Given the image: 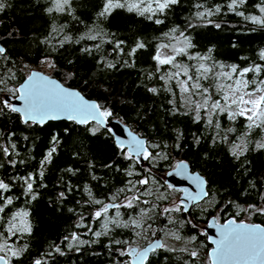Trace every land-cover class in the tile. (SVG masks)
Returning <instances> with one entry per match:
<instances>
[{
	"label": "trees",
	"instance_id": "1",
	"mask_svg": "<svg viewBox=\"0 0 264 264\" xmlns=\"http://www.w3.org/2000/svg\"><path fill=\"white\" fill-rule=\"evenodd\" d=\"M260 2L246 0L237 11L259 15ZM102 3L103 0H70V7L64 12L49 13L46 9L52 6L51 0H5L6 7L0 11V43L7 50L8 59L0 57V78L6 79L0 86L5 89L0 97L4 98L5 94L13 97L6 89L17 88L32 68L39 69L48 60L54 65L48 68V74L96 99L112 112L108 119L119 118L145 138L148 145H159L151 148L160 154L158 160L167 156L159 160L160 170L166 169L170 155H175L186 159L205 176L209 191L197 211L200 222L216 210L222 219L234 216L241 221L247 216L245 206H264V150L255 148L264 139V132L254 129L245 141L247 151L237 159L231 150L248 131L247 121L243 118L231 121L226 114L216 116L213 119L221 126L217 136L215 128L209 127L205 120L196 122L194 112L181 105L176 83L160 78L172 72L173 65H158L153 59L161 43L183 32L191 44L187 51L210 57L206 61L209 65L247 67L264 63L259 58V52L264 50V26L230 11L226 6L228 0H180L153 19L129 12L127 8H116L106 17H99ZM198 3L206 8L220 5L221 13L198 19L194 15ZM157 18L164 23H154ZM209 19L212 23H208ZM215 24L221 27L216 28ZM172 28L177 29L174 36L170 33ZM164 33L170 34L165 37ZM92 36L96 38L91 39ZM137 42H143L145 47L129 56ZM175 61L190 67L192 74L194 64L199 62L195 60L193 64L186 55L176 56ZM107 63L115 67H106ZM9 69L15 74L13 79L8 78ZM252 76L248 74L249 78ZM152 87L158 89L156 94L148 91ZM168 88L172 91H167ZM210 90L215 92L214 88ZM96 127L94 122L78 124L64 119L25 124L19 113L0 111V144L16 145L10 157L5 158L0 152V164H3L0 179L11 185L4 195L13 198V204L0 213L3 217L0 232L4 233L0 241L7 239L17 248L28 245V251L13 258L11 264H33L35 259H42L46 264H129L128 256L120 255L125 244L114 243L126 241L129 231L125 227L112 229L109 225L108 235L98 240L86 227H76L81 216L83 223L96 231L102 230L104 223L101 219H92L98 205L90 201L86 188L91 190L94 199L105 201L130 178L143 176L139 163L123 157L109 128L99 127L93 135L91 129ZM229 128L235 131L228 132ZM225 134L227 140L223 139ZM196 137H199L198 143ZM52 147L56 151L51 162L41 168ZM8 159L17 161L16 166L9 165ZM40 171L44 172L42 178L38 176ZM128 171L134 175L129 177ZM29 173L36 176L34 200L24 195L22 181L13 180ZM18 211L28 213L26 219L32 231L9 237L8 222ZM251 213L249 221L264 224V214L252 209ZM184 230L188 231L186 226ZM73 232L81 234V239L97 242L69 249L67 242L61 241ZM201 236L199 248L204 255L189 257L176 249H165L148 264H209L203 259L209 244L206 234ZM56 246L63 255L53 250Z\"/></svg>",
	"mask_w": 264,
	"mask_h": 264
},
{
	"label": "snow or ice",
	"instance_id": "2",
	"mask_svg": "<svg viewBox=\"0 0 264 264\" xmlns=\"http://www.w3.org/2000/svg\"><path fill=\"white\" fill-rule=\"evenodd\" d=\"M51 3L52 6L46 9L49 13L54 11L64 12L66 7H70V0H51ZM179 3L180 0H103L102 7L97 15L99 17H106L116 8H127L129 12L135 11L141 16L147 15L148 19H153L157 14H163L166 10L170 9L171 6ZM245 3L246 0H228L226 6L230 11L243 17L245 20L253 24L264 26V0H261L260 4L257 5L261 15H245L243 11H237V9ZM5 7V0H0V11H3ZM195 8L197 11L194 15L201 20L221 13L220 5L206 8L203 4L198 3L195 5ZM154 23L163 24L164 21L157 18L154 19ZM208 23H212V21L209 19ZM215 27L220 28L221 25L215 24ZM176 32V28L170 30L173 36ZM170 33H164V36L167 37ZM180 36L184 37V33L181 32ZM90 38L95 39L96 37L92 36ZM60 43L63 44L64 41H60ZM122 43V41L119 42L117 48H120ZM177 43H182L184 46L178 47L176 45H171L174 53L173 55L163 56L160 49L168 48L170 45L161 44L157 49V54L153 57L158 65H173V67L177 69L175 72L169 73L166 77L161 76L160 78L166 80V82L171 80L177 81L180 91L184 95L185 102L188 105V111L194 112V120L196 122L205 120L209 127L217 130V136L220 135L221 126L218 121H214V117L226 114L227 118L231 121H235L237 118H243L247 121L246 128L248 131L243 134L241 142L234 144L231 150L232 155L238 159L247 151V143L245 142L247 136L254 129H260L264 132V75H262L264 74V63H254L247 67H240L236 64L225 66L224 64L217 65L213 63L212 65H208L205 61L209 60L210 57L197 54L196 56H189V59L200 61L198 65L194 66L195 71L190 75L189 68L177 64L175 60L178 55H187V48L191 47V44L187 37H184L182 41L177 38ZM144 47L145 44L143 42H137L128 55L133 56L137 50L143 49ZM6 51L5 47L0 46V57H3L5 60L8 59ZM84 51L87 52L89 49H84ZM259 58L261 61H264V50L259 52ZM53 66L54 65L51 63L49 64V67ZM106 67L113 68L115 65L107 63ZM217 68L219 70H217ZM249 73L253 74L251 78L248 77ZM181 74H183L186 79H179ZM14 75L15 74L9 69L8 78L13 79ZM202 80H211L213 83L205 87L200 82ZM4 83V79L0 78V84ZM212 88L215 89L214 93L210 90ZM6 90L15 96L17 100L23 101V106L19 107L11 103V97L7 99L0 97V111L8 109L13 113H21L23 123L25 124L43 123L49 117L56 118L53 114H63L68 120H76V122L80 124H86L90 120L96 121L98 127L91 129L92 134L95 135L99 131V127L104 125L105 118L112 115L110 110L103 108L100 104L86 101L79 92L66 89L35 72L29 75L25 83L21 84L18 88H9ZM166 90L172 91L171 88ZM2 91H5V89L0 88V92ZM148 91L156 94L158 89L152 87L149 88ZM214 95L218 98L213 99ZM193 96H199L201 99L199 101L193 100ZM169 103H173V101H169ZM202 111L204 112L203 116L201 115ZM227 131L234 132L235 129L229 128ZM223 139H228L226 134L223 136ZM10 140L11 134L9 135V141ZM196 141L197 143L199 142V137H196ZM215 142L216 140L213 139V143ZM118 146L125 159L134 160L136 163H139L141 158L148 161L160 156V154L157 153L156 157H154L153 153L148 150L149 147L158 148L159 145L153 144L146 146V142L135 135H131V139L128 141L127 151H123L125 148V142L123 140L118 141ZM15 148L16 145L13 143L7 145L0 144V152L3 153L5 158L10 157L15 152ZM255 148L264 150V139L257 142ZM55 151V147H52L48 151L44 160L41 162V168H43L46 163L51 162V157ZM7 163L15 167L17 161L8 159ZM20 163H23V161H20ZM0 167H3V164H0ZM69 171H71V169H69ZM174 171L179 175L187 174V162L179 161L174 166ZM43 175V171L38 173L40 178H42ZM127 175L131 177L134 173L128 171ZM136 175H139V173H136ZM35 179L36 176L32 173L26 176L13 177L14 181H22L24 195L30 196L33 200L36 199L33 188ZM188 179L203 192L202 186L206 181L200 175H190ZM151 183L152 180L150 176H144L135 181L129 180L125 188L119 189L117 193H114L110 197L109 203L94 199L91 190L86 188L85 190L88 192L90 201L96 205H100L94 212L92 219L99 221L102 217H105L104 223L102 225V230L96 231L90 225L84 224V217L81 216V222L78 223L76 227H86L88 233H91L97 240L101 236L108 235L110 231L109 225L113 227L142 228L144 226L142 222L145 221V218L151 220L152 217L149 213L154 212L158 207L156 203L145 198L154 195L151 188L148 187ZM140 186H143V190H141ZM167 187L172 188L173 186L168 184ZM10 189L11 185L6 183L4 179H0V213H4L5 209L13 204V198L4 195V193L9 192ZM121 193H125L124 200L122 202H117ZM128 193L131 194L128 195ZM60 195L63 197L64 193ZM203 195H207V192H203ZM166 198L167 197L163 196L155 197L156 200ZM141 205H144V207H141ZM182 205L183 201L171 207H165L163 208V214L170 215L173 212H180L182 210ZM121 208L138 209V211L135 216H130L127 221H122L120 219ZM249 208L254 212L264 214V207L250 205ZM109 209L116 210L115 216L112 218H107ZM183 210L187 211L188 209L184 208ZM27 216L28 213L26 211H18L12 215L7 228L9 237L17 236V234L22 236L23 234L31 233L32 228L26 219ZM2 219L3 217L0 216V220ZM169 223L175 224L176 221L170 219ZM151 227L152 225L150 223L147 224V229H151ZM88 233H84V235ZM137 235L139 236L140 233L137 232ZM153 235H155V233H153ZM3 236L4 233L0 232V237ZM176 238L179 239L180 237L177 236ZM97 240H84L81 239V234L73 232L70 236H65L61 243L67 242V247L72 249L77 245L95 243ZM191 240L195 241L196 237L192 236ZM114 243L126 244L127 242L116 240ZM214 243L217 246L212 250L210 255L213 256L215 260L234 261L236 264H264V228H261L259 225L243 222L238 224L234 220H229L227 224L221 226L220 239L215 240ZM164 247L165 245L163 243L155 242L150 243L147 248L142 250L124 249L120 252V255H131L134 260L141 262V264H147L149 255ZM53 250L63 255L59 246H56ZM77 250L79 249L77 248ZM186 250L187 249H183L182 251ZM27 251V244H23L17 248L14 244H9L7 239H3L0 241V264H11L13 258L20 257ZM50 254L51 253H49V255ZM189 255L191 257H196L198 256V252L190 251ZM33 264H46V261L35 259Z\"/></svg>",
	"mask_w": 264,
	"mask_h": 264
},
{
	"label": "flooded vegetation",
	"instance_id": "3",
	"mask_svg": "<svg viewBox=\"0 0 264 264\" xmlns=\"http://www.w3.org/2000/svg\"><path fill=\"white\" fill-rule=\"evenodd\" d=\"M64 120H67V119H64ZM147 145L148 144L146 143V146ZM148 150L153 153L154 157H156L157 150H152L151 147H149ZM124 151H127L126 147L124 148ZM164 158H167V156L163 155L159 160L164 159ZM159 160L156 157L153 160H148V161L143 160L142 162H139V169L142 172L143 176L139 178L129 179V180L135 181L137 179L143 178L144 176H150V178H152L151 179L152 183L148 187L151 188L154 195L152 197H148V198L145 197V198L156 203L158 207L154 212L149 213V215L152 217L151 220H147L145 218V221L142 222L144 225L142 228H134V227L126 228L129 232L125 238L127 243L125 244L124 249H130L133 247H135L136 249H141L144 246H146V244L151 242L152 240L159 239L160 243H163L165 247L158 249L155 253H151L149 255L147 264L149 263V261H152L153 259L157 258L159 255V252L164 251L165 249L166 250L176 249L177 251L182 252L181 255L189 256V257H191L189 255L190 251H197L198 257H199V254L204 255V252L201 251L199 248L202 243V241L200 240V237H202L201 235L205 233L204 227L208 219L211 216H215L219 222H222L223 220H225L220 217L218 213L219 210H216L214 214L209 215L206 221L204 222H200L199 219L196 217V215L198 214L197 211H199L200 206L205 203V199L208 195V191H209L208 181L206 180L205 176L202 175L198 170L193 169L192 166L189 164V162L184 158H181L175 155H170L168 163L165 165L166 169H163V170H160L159 166H157L159 163ZM179 161L187 162L190 173L198 172L200 175L204 177L206 181L205 187H206L207 195L204 198H202L200 201H197L194 203L189 202L188 204L184 205V202H183L182 210L180 212H173L170 215H164L163 208L171 207L172 205L179 204L182 201L181 196H182L183 189L177 187L175 183L169 182L170 180L169 181L167 180L168 174H171L172 178L175 180V177H176L175 175L177 173L174 171V166ZM127 182L122 188H125L127 186ZM168 184H171L173 187L168 188L167 187ZM141 190H143V186ZM121 194L123 195L122 197H124L125 193H121ZM157 196H163L167 198L156 200L155 197ZM103 202L109 203L110 198L106 199ZM99 207L100 205L97 206L96 210ZM141 207H144V205H141ZM184 208H187L188 210L184 211L183 210ZM137 211L138 209L133 210V209L121 208L120 209V213H121L120 219L122 221H127L130 216H135ZM115 212H116L115 209H109L108 214L111 213L112 217H114ZM170 219H174L176 223L170 224L169 223ZM149 223L152 225L151 229H147V224ZM185 226L187 227L188 231L184 230ZM114 228L115 227L112 226V229ZM117 228H120V227H117ZM137 232H141L139 236L137 235ZM153 233H155V235H153ZM177 236H179L180 238L177 239L176 238ZM192 236L196 237L195 241L191 240ZM206 241H207V236H206ZM207 243L209 244V246H207V253H205L206 258L203 257V259H205L210 264L208 250L211 247V244L208 241ZM183 249H187V250L182 251ZM127 256L129 258V264H132L131 255H127Z\"/></svg>",
	"mask_w": 264,
	"mask_h": 264
},
{
	"label": "water",
	"instance_id": "4",
	"mask_svg": "<svg viewBox=\"0 0 264 264\" xmlns=\"http://www.w3.org/2000/svg\"><path fill=\"white\" fill-rule=\"evenodd\" d=\"M0 46H2L1 43H0ZM33 72L39 73L40 76L46 77L47 79L56 82L57 84L61 85L62 87L66 88V89H70V90L79 92L80 95L86 101H88L90 103H98L99 104V102L96 99L89 98V97L85 96L78 88L73 87V86H69L67 84H64L57 77H55L53 75H50V74L44 72L43 70H40V69H37V68H32L28 72V74L24 77V79L17 85V88L21 84L25 83V81L27 80V77L29 75H31ZM9 97H11V101H10L11 103H13V104H15L16 106H19V107L23 106V101L17 100L15 98V96L12 97L11 95H8V94L4 95V98H6V99L9 98ZM19 114L22 117V114L21 113H19ZM53 115L56 118L49 117L44 122H46L48 120L67 119L66 116L63 115V114H53ZM22 119H23V117H22ZM73 121L76 122V120H73ZM91 122H94V123L97 124L96 121H92V120H90L88 123H91ZM88 123H86V124H88ZM78 124H80V123H78ZM102 127H108L109 128V130L111 131V133L113 135V139H114V141H115V143L117 145H118V141L119 140H123L125 142V147L127 148V150H128V141L131 139V135H135L138 138L143 139L146 142L145 138L141 137L137 132L132 130L129 125H127L126 123L121 121L119 118H112V119H108V117L105 118L104 125ZM142 161H143V159L141 158L140 162H142ZM194 174L200 175L198 172L190 173L189 166H188V173L187 174H185V175L176 174L175 175L176 176L175 180L172 178L171 174H168V177H167V180L168 181L170 180L169 182H173V183H175V185L177 187L183 189L181 199L184 202V205L188 204L189 202L194 203V202L200 201L202 198H204L206 196V195H203V192H207L206 191V187H205L206 183L202 186V188H203V192H202L200 188H197V186L194 183H192V181L190 179H188V176L194 175ZM169 176H170V178H169ZM200 176L204 179V177L202 175H200ZM176 181H178V182H176ZM198 193H199V195H198ZM229 220H234L238 224L243 222V223H247V224L259 225L261 228H264V224L263 223L251 222V221H247V220H244V219H242L241 221H238V219H236L234 216H230L228 219H225L222 222H219L216 219L215 216H211L208 219V221H207V223H206V225L204 227L205 233H206V236H207V241L211 244V247L208 250V256H209L210 264H236V262H234V261H219V260H215V258L210 255L212 250L215 249L216 246H217L214 243V241L220 239V228H221V226L227 224V222ZM155 242H160V240L159 239L152 240L151 242L146 244V246L141 248V250L147 248L150 243H155ZM130 249H136V248L133 247V248H130ZM131 263L132 264H141V262L134 260L132 256H131Z\"/></svg>",
	"mask_w": 264,
	"mask_h": 264
},
{
	"label": "rangeland",
	"instance_id": "5",
	"mask_svg": "<svg viewBox=\"0 0 264 264\" xmlns=\"http://www.w3.org/2000/svg\"><path fill=\"white\" fill-rule=\"evenodd\" d=\"M259 15H261V14H259ZM177 38L179 39V40H183V37H181L180 35H176V36H174V37H172L170 40H169V42H163V43H161V44H169L170 46L168 47V48H163V49H160V52L162 53V55L163 56H169V55H173L174 53H173V49H172V47H171V45H176V46H178V47H183L184 45L182 44V43H177ZM195 54H193L192 52H189V51H187V55H186V57L187 58H189V56H194ZM196 56V55H195ZM191 61L193 62V64H194V62H195V60H192L191 59ZM177 64H180V65H182V66H187L186 64H184V63H182V62H179V61H175ZM200 62V61H199ZM198 62V63H199ZM205 63H207L206 61H205ZM49 64H50V62L48 61V60H46L44 63H43V65H41V67L39 68L40 70H43L44 72H47V71H49ZM208 64V63H207ZM197 64H194V66H196ZM209 65V64H208ZM193 66V67H194ZM188 67V66H187ZM189 68V74L190 75H192V71H191V69H190V67H188ZM177 69L175 68L172 72H175ZM219 70V69H218ZM226 70V69H225ZM172 72H170V73H172ZM48 73V72H47ZM179 79H186V77H184L183 76V74H181V76L179 77ZM5 81V83H6V79L4 80ZM175 83H176V85H177V87H178V91H179V95H180V103H181V105L182 106H184V107H186V108H188V105L186 104V102H185V99H184V95L181 93V91H180V88H179V86H178V84H177V81L176 80H173ZM201 82V81H200ZM202 83V82H201ZM203 84V83H202ZM2 85L3 84H0V86L2 87ZM205 87H207L208 85H204ZM216 98H218V97H216V96H213V99H216ZM192 99L193 100H197V101H199L200 99H201V97H199V96H193L192 97ZM201 114L202 115H204V112L202 111L201 112ZM241 142V140H239L238 141V143H240ZM152 179V178H151ZM141 187V189H142V186H140ZM131 193H128V195H130ZM123 195L122 194H120L119 195V199H118V201L119 202H122L123 200H124V197H125V194H124V197H122ZM146 198H148V197H146ZM260 207H264L263 205H260ZM96 211V210H95ZM94 211V212H95ZM245 211H246V213H247V216H245V218H244V220H247V221H249V219H248V217L252 214L251 213V209L249 208V207H247V206H245ZM251 214H250V213ZM107 218H112V215H111V213H109V214H107ZM104 219H105V217H102L101 218V220L102 221H104ZM139 233H141V232H139Z\"/></svg>",
	"mask_w": 264,
	"mask_h": 264
}]
</instances>
